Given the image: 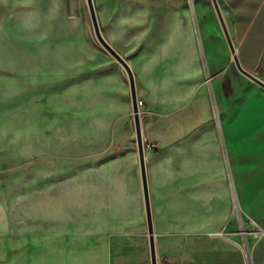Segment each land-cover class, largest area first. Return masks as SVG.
<instances>
[{
	"label": "rangeland",
	"instance_id": "1",
	"mask_svg": "<svg viewBox=\"0 0 264 264\" xmlns=\"http://www.w3.org/2000/svg\"><path fill=\"white\" fill-rule=\"evenodd\" d=\"M93 1L136 79L158 264H259L264 89L237 69L212 0ZM159 107L179 120L163 159ZM0 264H151L128 74L87 0H0Z\"/></svg>",
	"mask_w": 264,
	"mask_h": 264
},
{
	"label": "crops",
	"instance_id": "2",
	"mask_svg": "<svg viewBox=\"0 0 264 264\" xmlns=\"http://www.w3.org/2000/svg\"><path fill=\"white\" fill-rule=\"evenodd\" d=\"M221 1L229 15V32L234 45H238L236 50L242 66L254 75L255 72H259L261 80L264 82V0ZM148 85L147 98H150L152 102L163 96L162 90L159 88L160 84L158 86L154 81L151 85L149 83ZM262 96L264 97V92H262ZM197 109V107H194L186 113L189 121L196 120L198 116ZM263 110L264 108L261 105V114L257 117V121L261 124L258 127L259 135L256 139V146L253 144L254 142L252 143L253 146H251L256 149L253 153L258 155H264ZM157 113L159 118L154 124L156 132L154 142L161 153L160 158L163 159L170 157L175 149V141L179 137V120L167 116L162 107L158 108ZM173 193V200L171 199L167 203L174 211H179L180 205H183V201L180 200V190L176 189ZM258 213V223L262 228L264 226V189H262V184H260L258 192ZM231 255L233 256V254ZM257 255L259 264H261L262 260L264 264V239L257 246Z\"/></svg>",
	"mask_w": 264,
	"mask_h": 264
},
{
	"label": "water",
	"instance_id": "3",
	"mask_svg": "<svg viewBox=\"0 0 264 264\" xmlns=\"http://www.w3.org/2000/svg\"><path fill=\"white\" fill-rule=\"evenodd\" d=\"M213 6L215 8L216 14L218 16L220 25L222 27L224 36L230 48L231 54L233 55V61L239 70L244 76L258 84L260 87L264 89V82L258 78L256 75L248 72L241 64L239 57L237 55V50L231 38L227 23L225 21L223 12L221 10L220 4L218 0H212ZM89 12L91 15L93 27L95 34L101 43V45L117 60L121 66L125 69L128 74L129 84H130V92H131V101L134 115V123L136 130V139H137V147H138V157L141 169V177H142V185H143V193L145 200V208H146V216H147V224H148V234H149V245H150V256H151V264H158L157 261V250H156V241H155V229H154V220L152 213V205H151V197H150V189L147 175V165H146V154H145V145L143 140V131L141 125V117H140V106L138 100V92L136 86V79L133 73V70L127 60L123 58V56L115 50L103 37L101 33V29L99 26V21L97 17V13L95 10V5L93 0H87Z\"/></svg>",
	"mask_w": 264,
	"mask_h": 264
},
{
	"label": "built area",
	"instance_id": "4",
	"mask_svg": "<svg viewBox=\"0 0 264 264\" xmlns=\"http://www.w3.org/2000/svg\"><path fill=\"white\" fill-rule=\"evenodd\" d=\"M139 106H140V104H139ZM241 228L243 229V234L246 235V227H245L244 222H243V224L241 225ZM258 232H259V235H257V236H264V229L260 228V229L258 230ZM249 263H250V262H249Z\"/></svg>",
	"mask_w": 264,
	"mask_h": 264
},
{
	"label": "bare ground",
	"instance_id": "5",
	"mask_svg": "<svg viewBox=\"0 0 264 264\" xmlns=\"http://www.w3.org/2000/svg\"><path fill=\"white\" fill-rule=\"evenodd\" d=\"M234 43V42H233ZM233 56V55H232ZM236 211L237 210H239V214H241V215H243L244 213H241V208H240V206H239V204L238 203H236ZM255 223V222H254ZM246 255H247V260H248V262H250L251 261V259H250V253H248V251L246 252ZM250 264H251V262H250Z\"/></svg>",
	"mask_w": 264,
	"mask_h": 264
}]
</instances>
